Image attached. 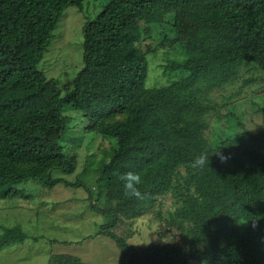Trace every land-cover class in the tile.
I'll use <instances>...</instances> for the list:
<instances>
[{"label": "trees", "instance_id": "16d2710c", "mask_svg": "<svg viewBox=\"0 0 264 264\" xmlns=\"http://www.w3.org/2000/svg\"><path fill=\"white\" fill-rule=\"evenodd\" d=\"M70 6L85 0H0V199L29 197V184L84 186L91 209L107 217L89 238H112L119 264H264V130L230 119L218 141L205 135L206 115L220 111L209 93L246 62L264 72V0H109L84 26V66L62 95L39 63ZM160 23L185 56L163 66L165 78L186 74L149 87L140 43ZM70 111L84 115L73 130ZM89 132L112 142L99 156L96 196L83 181L90 167L82 180L63 175L78 164L61 140L80 145ZM201 154L202 168L193 164ZM128 171L142 176L144 200L124 196L118 176ZM173 190L182 201L165 217L171 241L129 243L135 220ZM0 228V250L30 237L21 225ZM49 264L85 263L60 253Z\"/></svg>", "mask_w": 264, "mask_h": 264}, {"label": "rangeland", "instance_id": "374dc122", "mask_svg": "<svg viewBox=\"0 0 264 264\" xmlns=\"http://www.w3.org/2000/svg\"><path fill=\"white\" fill-rule=\"evenodd\" d=\"M108 1L85 0L84 9L77 6L66 8L54 31L55 37L39 67L48 77L59 78L62 95L73 87L75 77L84 66V26ZM175 35L168 23H160L140 43L142 50L148 54L149 87L167 84L173 78L186 74L177 71L165 78L162 69L168 61H181L185 57L180 44L171 46L170 40ZM263 76L264 72L257 61L246 62L236 78L223 88L209 93L208 98L220 110L206 115L210 126L206 128L205 135L209 140L221 139L229 125L233 124L230 119L240 120L255 134L264 130ZM70 112V127L73 130L82 124L84 115L81 111ZM61 143L67 145L70 155L77 157L78 164L75 173L63 175L72 181L82 180L84 169L90 167V174L83 177V181L93 186L96 196L95 182L101 165L99 156L111 150L112 142L96 132H89L80 145L74 141L69 143L65 138ZM22 188L28 190L29 197L0 199V225H21L30 237L23 243L0 250V264H49L51 257L60 253L82 255L87 264H119L122 249L112 238L105 235L88 238L98 232L107 217L91 209L84 186L61 183L51 188L29 184ZM179 193L173 190L160 196L150 213L136 219L129 243L146 246L150 243L164 244L165 240L170 242L172 235L166 230L165 217L181 204L182 196ZM3 232L0 228V234Z\"/></svg>", "mask_w": 264, "mask_h": 264}, {"label": "clouds", "instance_id": "9594fccd", "mask_svg": "<svg viewBox=\"0 0 264 264\" xmlns=\"http://www.w3.org/2000/svg\"><path fill=\"white\" fill-rule=\"evenodd\" d=\"M208 159L209 157L206 154H201L193 161V164L202 168L207 164ZM226 159V157L222 158V160ZM118 179L122 182V190L125 197L137 201H142L146 198L147 193L141 190L142 176L138 172L128 171L122 173L118 176ZM163 242L167 243L168 241L165 240Z\"/></svg>", "mask_w": 264, "mask_h": 264}, {"label": "crops", "instance_id": "0c3cea01", "mask_svg": "<svg viewBox=\"0 0 264 264\" xmlns=\"http://www.w3.org/2000/svg\"><path fill=\"white\" fill-rule=\"evenodd\" d=\"M88 238H89V237H88ZM74 255L79 256V257L83 260V262H84L85 264H87V262L85 261V258H84L82 255H78V254H74Z\"/></svg>", "mask_w": 264, "mask_h": 264}]
</instances>
